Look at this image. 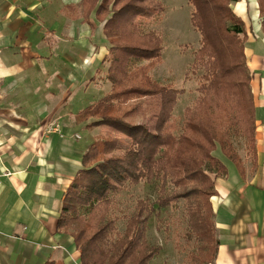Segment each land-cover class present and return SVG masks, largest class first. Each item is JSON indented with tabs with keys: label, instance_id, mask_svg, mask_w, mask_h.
<instances>
[{
	"label": "trees",
	"instance_id": "trees-1",
	"mask_svg": "<svg viewBox=\"0 0 264 264\" xmlns=\"http://www.w3.org/2000/svg\"><path fill=\"white\" fill-rule=\"evenodd\" d=\"M240 1L191 0L192 25L201 35L192 69L203 74L199 96L185 110L179 129L173 114L183 91L153 79L151 72L162 59V40L157 32H145L137 24L139 17L160 8L159 2L83 0L85 20L94 14L99 23H105L103 34L111 47L103 64H108L106 78L112 88L99 102L79 112L77 121L88 122V130L110 127L132 144L119 155L118 139L99 137L83 156L82 168L63 198L58 231L74 239L80 264H151L162 249L149 244L148 222L180 200L186 203L193 232L209 241L216 181L229 176V168L215 152L220 150L241 177L246 168L234 138H245L256 152L248 33L244 20L232 9ZM258 4L264 35V0ZM148 114L155 116L153 125L137 122ZM154 181L159 183L156 202L140 200L125 232L120 233L117 220L111 217L114 195ZM214 241L212 264L216 236ZM206 247L204 243L200 252Z\"/></svg>",
	"mask_w": 264,
	"mask_h": 264
},
{
	"label": "crops",
	"instance_id": "crops-1",
	"mask_svg": "<svg viewBox=\"0 0 264 264\" xmlns=\"http://www.w3.org/2000/svg\"><path fill=\"white\" fill-rule=\"evenodd\" d=\"M82 2L0 0V264H80L74 239L58 231V218L83 156L99 136L86 129L88 122L77 121L85 108L74 119L90 134L78 142L75 126L63 125L64 137L51 131L59 122L50 114L59 112L54 92H81L109 54L105 23L94 14L86 21ZM233 11L248 33L255 165L244 177L229 169L216 181L213 264H264V35L258 0H241Z\"/></svg>",
	"mask_w": 264,
	"mask_h": 264
},
{
	"label": "rangeland",
	"instance_id": "rangeland-1",
	"mask_svg": "<svg viewBox=\"0 0 264 264\" xmlns=\"http://www.w3.org/2000/svg\"><path fill=\"white\" fill-rule=\"evenodd\" d=\"M157 1L161 7L139 17L137 24L145 32L151 30L157 32L162 40V59L151 72L153 79L163 85L169 84L175 89L183 91L173 114L174 122L180 129L183 126L185 110L191 107L199 96L198 87L203 72L192 69V65L195 54L201 47V35L192 25L193 5L191 0ZM234 5H232V9ZM95 69L97 74L93 79L91 77L86 79L87 81L80 86L81 92L74 93L72 96L67 95L64 90L54 92L56 94L54 100L55 103L58 102L56 106L57 109L59 108V112L50 114V117L53 119V123H59L53 125L51 131L55 128L64 137L63 125L67 127L70 124L73 127L75 126V131H77V133H74V139L77 142L80 141L81 136L84 138L85 136L89 137L88 130L77 128L74 119L76 112L96 104L107 96L112 88L111 83L106 78L108 64L95 66ZM51 72V69L46 67V73ZM81 75L85 78V75ZM55 87L57 88V85ZM61 92H64L62 98L60 97ZM148 115L146 119L139 117L137 122H149L153 125L155 116ZM92 133L99 137L118 139L120 144L117 154L119 155L128 150L132 144L128 137L107 126L96 128L92 130ZM234 144L245 168L249 169L251 165L254 167L255 153L245 138H234ZM215 155H218L226 163L231 172L236 171L234 164L225 158L220 150L215 152ZM158 195L159 183L156 181L153 183L143 182L114 195L111 217L117 220L118 231L122 234L125 232L127 223L140 200H149L155 203ZM187 214L186 203L184 200H180L176 205L162 210L160 215L153 216L149 220L146 238L151 246H159L162 249L151 264H212L215 250L213 247L215 244L214 217L212 216L209 219L211 232L208 239L210 242H207L204 238L200 240L199 236L193 232ZM204 243H207L208 247H206L204 253H201L200 247Z\"/></svg>",
	"mask_w": 264,
	"mask_h": 264
}]
</instances>
